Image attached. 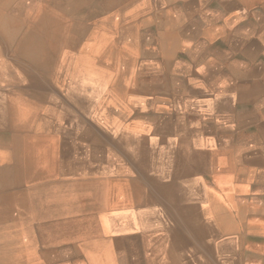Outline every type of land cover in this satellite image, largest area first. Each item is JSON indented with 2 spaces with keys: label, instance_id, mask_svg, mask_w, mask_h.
I'll return each instance as SVG.
<instances>
[{
  "label": "rangeland",
  "instance_id": "obj_1",
  "mask_svg": "<svg viewBox=\"0 0 264 264\" xmlns=\"http://www.w3.org/2000/svg\"><path fill=\"white\" fill-rule=\"evenodd\" d=\"M177 1L179 2L178 16L174 14V11L169 10L170 5ZM92 2L94 0H21L20 5L17 4V11L7 17L13 16L15 22L10 21L16 23L18 27L21 26V35L24 30L32 27L34 21H46L45 15L56 18L63 23L69 22L67 26L77 18L78 21H75L73 34L69 36L68 30L58 32L57 36L61 40L53 44L61 52L70 39H74V43L78 47L79 44L85 43L83 39L92 30L88 25L89 22L93 24L96 22L97 28H103L96 21L98 15L95 10H89ZM189 3L190 0H138V4L141 6L138 16L141 18L143 16L151 17L148 22H143V19L141 21V18L136 19L135 32L138 34V45L141 47L139 60L144 58L143 61L146 64L152 63L155 60V57L150 55L152 52L162 56L164 46L161 45L160 37L156 33V30L159 31L158 19L161 17L171 18L173 14L177 20L174 18L169 30L174 33L177 39V45L173 50L176 63L182 59L187 60L188 47L200 49L199 55L215 56L219 54L216 48L198 46L200 40H206L203 38L199 40L200 37L197 33L200 28L203 29L207 25L212 26L211 23L213 22L223 23L228 12L234 6L229 8L224 5L222 0H207L205 5L200 4V10H190ZM207 7L215 9L211 19L203 20L204 22L202 21L198 27H193L190 30V20L193 17L201 16V14L204 15ZM249 11H244L246 15L242 19L236 20L237 24L251 18ZM259 11L264 17V11L261 9ZM82 26L84 27L82 28ZM254 28L257 29L258 27L254 25ZM146 30H148V34ZM190 31L194 33L191 34ZM103 33L105 34L104 31ZM106 33L111 35L109 31ZM81 35L83 38L79 37ZM115 36L112 35L111 38ZM222 37V35H217L214 39L217 42L220 41L222 50L226 51L229 58L232 51L230 47L226 46V39ZM77 38L78 40H76ZM0 39L2 55L7 59L15 57L13 59L22 65L25 76L31 78L30 81H26V79L23 81L20 79L23 74L11 75L8 67H0V93L6 94V100L0 98V107L4 108L5 112H3L4 115L0 114V117L4 119V124L0 125V170L7 169L3 174L0 173V203L9 201L13 207L12 214L11 209L8 208L10 211H6L2 214L3 218H0V234L7 228L9 229L11 220L15 219L23 229L20 232L21 237L27 240L28 235L24 231V224L27 222L30 227L41 226V222H50L57 228L58 222L61 221L60 216H70V214L76 213L78 218L81 217L79 215V212L81 213L79 208L82 207L83 202L81 194H85L87 191L89 195L86 197L98 195L95 198H100L101 195L96 194L98 192L93 191V189H103L105 193H108L110 189L114 190L113 186L117 184L120 190L126 191V198L129 194L133 197L135 204L124 205V209L119 210V208L110 212H117L121 215L116 217V221L114 219L115 223L111 225L113 227H106L104 223H108V221L104 218L103 213H99L96 217L89 216L90 219L88 220L91 222H88L93 223V225L87 231L79 233L74 239L63 237L62 228L56 232V235H61L54 237L49 245L44 242L48 237L38 232H31V237L39 235L33 240L34 246L30 253H34L35 258L32 260L39 261L41 260L40 257L45 258L42 255H46L49 261L47 263L52 264H66L71 261H75L76 264H94V262L107 264L109 253H111L113 260L118 261L117 252L114 249H122L125 255L124 247H135L139 252L128 253V264H161L165 253L178 254L175 257V264L183 263L184 257L186 262L191 257L189 262L192 264H214L213 259L208 255V245L201 239L204 237L206 240L205 235L196 234L187 225L191 213L189 197L196 196L198 198L200 197L198 192L204 191L212 199L211 202H218V204L222 202L235 216L234 207L228 199V194L231 192L230 189L239 181L240 170L247 164L243 160L253 147L242 143L239 145L230 143V147L236 149L238 161L233 163L231 167L233 174L230 180L224 185H219L214 183L205 171L200 170L191 159L190 154L181 150L177 145V141L181 142L182 137L180 138V136L184 133L187 138H192V140L202 139L204 147L207 142H212V140L214 144L223 147L215 130L200 131L202 125L205 126L206 123L209 124L214 121L212 116H206L200 112L189 114L176 105V100L182 101L185 97L186 87H189L190 79L197 77L198 72L178 64L168 66L165 64L164 58L161 57V67L157 65L139 69V65L134 66L128 72V90L126 91L125 87V91L119 90L114 93L111 86V92H108L107 88L109 79L113 75L110 71L112 68L95 66L93 68L97 71L96 76L102 80L100 82L101 93L90 88V93L83 94L81 87L83 80L72 82L67 78L64 83L59 80L64 73H57V68L58 65L64 63L63 60L58 57L50 58L45 60L47 64H42L19 50L16 42L12 43L8 49H4L3 45L6 40L3 35H0ZM173 39L176 41L174 37ZM128 40L126 37L125 39L117 38L114 50L127 53ZM236 49L235 52L248 54L243 51L241 44ZM142 50L149 56L142 54ZM94 59L97 57L92 53H84L83 59L77 66L74 63H69L67 68L69 70H73L74 67L80 68L82 69L81 73H85L86 64L90 63L89 60ZM215 59L218 60L217 56ZM222 61L220 59L219 63H222L220 66L222 70H225L227 62ZM78 72V69L73 70L71 76L73 77ZM148 84H150L149 87L167 90L165 94L169 105L164 106V111L160 114L167 119L164 122V124L169 125L167 132L160 133L156 129L157 126L153 125L156 124L155 107L153 105L150 107L141 105L143 100L141 90L147 88L145 85ZM28 85L30 90L27 89ZM40 87L44 89H40ZM111 93L117 99H121L122 102L123 99L126 101L123 102L125 104L123 105L124 109L122 106L119 107L123 110L116 112L115 115L112 113L114 111L109 108L114 106L115 102L109 97ZM137 94H141L139 104L130 101V98ZM102 95L103 99L100 98ZM241 101H234V103L237 105ZM101 102L103 105L100 110L97 106ZM182 115L192 118H188L189 120L183 125V128H179L180 125L176 121L178 116ZM152 116L153 122L151 121ZM140 118L144 123L140 122ZM131 119L132 122L130 123H135L134 129L126 126ZM198 135L202 136L199 137ZM12 146L16 149L14 154H17V157L11 156L8 151ZM41 164L43 165L40 166ZM8 170L9 173H7ZM3 175L5 176L3 177ZM223 187L225 188L223 189ZM23 195L25 196L23 197ZM174 198L178 200L179 207L175 206ZM202 201V199H198L197 205L204 206ZM199 209L201 208L199 207ZM141 214H147L150 217L152 221L151 233L145 230V234L135 226L132 227L131 232H127L125 223L137 224ZM125 215H130L131 218L128 219ZM38 216L45 217L40 218ZM71 220L75 222L86 219L85 217L77 219L76 216H72ZM237 226H239V230H243L236 237L237 244L241 245L247 239L252 240L253 243L249 244L247 250L251 247L254 253L259 254L258 247H256L259 233H253L250 239V235L245 234L246 231L243 226H240V223ZM10 227L12 228L13 225ZM262 230H264V226ZM72 234V230H69V235ZM197 236L201 237L198 238ZM210 236L215 241L220 239L219 235L214 237L211 234ZM222 236L225 237L226 235L223 234ZM143 237L148 238L149 241ZM158 239L162 241L160 246L164 247L163 253L161 254V251L157 253L158 250H153L152 256L147 257L146 252L141 248L146 245L148 247V244H158ZM66 240L67 242H65ZM92 246L95 251L92 250ZM1 247V253L5 254L4 246L1 245ZM65 248L69 250H65ZM245 249L246 245L240 246L238 254L241 255ZM28 254L26 252L20 256L14 254V258L19 261L16 264L24 261L23 259ZM224 255L229 257L232 255V251ZM120 258L122 260L121 255ZM150 259L151 261H149Z\"/></svg>",
  "mask_w": 264,
  "mask_h": 264
},
{
  "label": "bare ground",
  "instance_id": "obj_2",
  "mask_svg": "<svg viewBox=\"0 0 264 264\" xmlns=\"http://www.w3.org/2000/svg\"><path fill=\"white\" fill-rule=\"evenodd\" d=\"M222 1L224 5H227L229 8L232 5L234 6V8L228 12L225 21H223V23L213 22L211 23L212 26L207 25L206 27H203V29L200 28L197 33V35L200 37L199 40L201 38L206 40H198L199 42L197 45L216 48L219 52V54L215 55L217 56L218 60L215 59V56L213 55H199V48V50H197L193 47L192 49L188 47L189 55L187 60L182 59L180 62L176 63L173 50L177 45V39L174 36V33L170 32L169 26H171L173 23L172 21L174 18L177 20L175 15L178 16V1L171 4L169 7V10L174 11L175 15L173 14L171 18L161 17L158 19V29L161 33L159 31L158 33L157 30L156 33L157 36L160 37L159 40L161 45L164 46V51L162 52V56H158L153 52L150 53V55L155 57V60L148 64L143 61L144 58L141 60L138 59L141 52V47L138 45L139 42L137 40L138 34L135 32L137 27L136 19L141 18L138 16L140 15L138 14V11H140L141 8V6L138 4V0H94V2L91 3V6L89 5V10H95V13L98 15L96 21L98 25H101L103 28L99 29L97 28L98 26L96 25V22L94 25L88 21V25L92 30L90 33L88 32L89 34L85 39H83L85 40V43L79 44L78 47V45L74 43V39H70L67 41L68 44H66L61 52L59 51L58 47L53 44L60 42L61 40V38L57 36L58 32H64V30H68L69 36L70 34H73V30H75L76 25L75 21L77 18L74 19L75 21H71L70 25L67 26L69 22L63 23L56 18H51L45 15L44 18H47L46 21H34L35 23H32V27L30 29L27 28V30H24L23 34L21 35V26L18 27L16 23H13L15 22L13 21V16H9V18L7 17L8 15H12L17 11V4L20 5L19 3H21V0H0V35H3L6 40L5 44H2L4 49H8L12 46V43L16 42L19 50L42 64L45 63L46 59L50 58L52 59L58 57L60 60H63L64 63L58 65L57 68V73H64L62 74L63 76H60L59 80H62L63 83L66 82L67 78L72 82H76V80H83L81 85L83 94L90 93V88L93 91L100 92V82L102 80H99L96 76L97 71L93 68L95 66L112 68L110 71H112L113 75L112 78L109 79V85L107 88L108 92H111V86L114 93L119 90L125 91V87L126 91L128 90V72L134 66L139 65V69L157 65L161 67V57L164 58L163 60L168 66L178 64L179 66H183L185 68L188 67L189 70H196L198 72V76L192 78L190 77L191 79L189 81V87H186L185 97L182 99V101L176 100V105L181 110H186L189 114H191V112H200L203 115L212 116L214 121L209 124L206 123L205 126L202 125L203 127L200 131L203 132L210 129L215 130L218 133L217 138L221 141L223 147L216 145V143L214 144L213 140L212 142H207V145L204 147L202 139L197 138L192 140V138H187L184 133L180 136V138L182 137L181 142L177 141V145H179L181 150H184L190 154L191 159L200 168V170L202 169L205 171L208 177L214 183L219 185H224L230 180L233 174L231 167L233 163L238 161V157H236L237 155L235 153L236 149L235 147L232 149L230 147V143L234 145H239L240 143L243 145H250L253 147V149L243 160V162L247 164L240 170L238 175L239 181L236 185H234V187L232 186L233 184L231 185L233 188L230 189L231 192L228 194V199L234 207L235 216L232 215V213L226 206L223 205L222 202L219 204L218 202H211L212 199L208 197V193L199 191L198 196L200 197H189V203L191 204L189 205V210L191 213L189 214L187 225L190 229L195 231L196 234L201 236L202 234L205 235L207 238L206 240L204 237H197H201L203 242L208 245V255L211 257V259H213L214 264H264V230H262L264 226V17L259 11V9L264 11V0ZM206 3L207 0H190L189 9L200 10V4L205 5ZM214 10L215 9L213 7H207L205 9L204 15L201 14V16L193 17L189 22L190 30L193 27H198L203 20H210ZM247 10H250L249 14H251V18L237 24L238 22H236V20L242 19L246 15L244 14V11ZM149 18L151 17L143 16L141 21L143 19V22H148ZM254 25L258 28H254ZM83 27L84 26H82V28ZM103 31L106 35L103 33ZM107 31H109L111 35H108L106 33ZM146 31L148 34V30ZM190 32L191 34L194 33L192 31ZM112 35L116 36L111 38ZM214 35H222V38L226 39V46L230 47V50L232 51V53L229 55V58L227 57L226 51L222 50L220 41H215ZM79 37L83 38L82 35ZM120 37L121 39H125V37L126 39H129L127 41V53L114 50L115 41ZM173 37L176 39V41H174ZM76 40H78V38ZM240 44L243 48V51L245 53L247 52L248 54L244 55L242 52L238 53L234 51L237 50L236 47H238ZM188 45L191 44L188 43ZM143 50L142 54L149 56L148 53H143ZM88 52L96 56L97 59L89 60L90 63L86 64L87 69L85 73H81L82 69L74 67L73 70L78 69L79 72L72 77L71 75L73 70H69L67 65H69V63H74V65L76 64L75 66H77L80 60L83 59L84 53ZM13 58L7 59V57H4L0 52V67L6 66L8 67L9 73H11V75L23 74L20 79L23 81L24 79H26V81H30L31 78L25 76L22 65L18 64ZM220 59H222L224 62H227V67L225 70H222L220 66V64H222L219 63ZM81 76H83V78H81ZM150 84L145 85L147 88L141 90L142 97L141 94H137L130 98V101L139 104V98L141 97L143 98L141 103L142 106L150 107L153 105L156 110L154 113L156 124L153 125L157 126L156 129L160 133H164L169 131V125L164 124L167 119L160 114L162 111H164V106L169 105L167 96L165 94L167 93V90L152 86L149 87ZM35 87L37 88L36 85ZM29 88L30 87L28 85L27 89ZM41 88L44 89L43 87H40V89ZM5 95V93H0V98L5 99ZM103 95L100 98L103 99ZM109 97L115 101L114 106L109 107L112 111H114L112 112L114 115L116 112H120L124 109L123 105L125 104L123 102H126L124 99L122 102L121 99H117L112 93L109 94ZM239 100L242 101L236 105L234 101L239 102ZM102 105L103 103L101 102L97 107L101 110ZM121 106L123 109L119 108ZM3 112L4 108L2 109L0 107V114L4 115ZM141 118L140 122L144 123L141 121ZM151 118V121L153 122V116ZM188 118L190 119L192 117H186L183 115L178 116L176 122L181 126H179V128H183V125L187 122V120H189ZM132 119L127 122L126 126L134 129L135 123H130L132 122ZM2 124H4V119L0 117V125ZM228 130L230 131L227 132ZM198 136L201 137L202 135ZM10 141L12 142V140ZM13 147L14 146H12L8 151L10 152L11 156L17 157V154H14L16 149ZM42 165L43 164L40 166ZM5 170H0V173L3 174ZM7 173H9V170ZM4 176L5 175H3V177ZM113 188L114 190L110 189L108 193H105L103 189H93V191L98 192L96 194L101 195L100 198H95L98 195H94L95 197H86V195H89L87 191L85 194H81V200L83 202L82 207L79 208L81 211V213L79 212V215L81 216L80 218L85 217L86 220L84 221L72 222V216H76L77 219H80L78 218L79 216L74 213L70 214V216H60L61 221L58 222V226L56 225L57 228H55L50 222H41V226L32 227H30L28 222L25 223L24 231L28 235V240L21 237L20 232L23 231V229H21L20 223L17 222V219L11 220L12 222L10 226L13 225V227L11 228L9 226V229L7 228L6 231L4 230V232L0 234V264H16V262L19 261L18 259L14 258V254H18V256H20L25 252L29 254L23 259L24 261H21L18 264H52L47 263L49 261L47 259L48 257L46 258V255H42L45 258L40 257L41 260L39 261L32 260L35 258V254H32V252L30 253V251H32V247L34 246L33 240L39 235L36 237H31V232H38L48 237L44 242L45 244L49 245L51 244L54 237L61 235H56V232H59L58 230L62 228L63 237L74 239L79 235V233L87 231L89 227L93 225V223H90L91 221L88 220L90 219L89 216L96 217L99 213H103L104 218L110 224L104 223V225L108 228L113 227L111 225L115 223L116 217L121 215L117 212H110L119 208V210H122L124 209V205L135 204L134 199H132L133 197L129 194L126 198V191L120 190L117 184H114ZM224 188L225 187H223V189ZM24 196L25 195H23V197ZM198 199H202V202H204L205 205H197ZM136 202L139 201L136 200ZM173 202L176 207L180 206L176 198L173 199ZM199 207L201 209H199ZM8 208L11 209L12 214L13 207L9 201L0 203L1 219L3 218L2 214H4L6 211H10ZM45 214L50 215L51 213ZM125 216L128 219L131 218L130 215ZM238 223H240V226H243L244 230L246 231L245 234L250 235V239L253 233H259L256 243L259 254L254 253L251 247L249 250H247L249 244L251 245V243H253L252 240L247 239L245 243H242L241 245L237 244L236 237L240 231H243L239 230V226H237ZM125 226L127 228V232H131L132 227L135 226L146 234L145 230H148L151 233L152 221L147 214H141L138 217L137 224L129 225L125 223ZM69 230H72L73 232L71 236L69 235ZM211 234L214 237L219 235L218 237H220V239L215 241L214 238H210ZM223 234L226 236H222ZM145 239L149 241L148 238ZM65 242H67V240ZM157 242L158 244H148V247L146 245L141 248L144 252H146L145 255L147 257L152 256L153 250H158L157 253L159 251H161V254L163 253L164 247L162 245L160 246L162 241L158 239ZM1 245L5 248V254L1 253ZM245 245V251L239 255L240 253L238 254V251L240 246L244 247ZM67 249L65 248V250ZM92 250L95 251L93 246ZM124 250L125 255L122 249H114V251L117 252L118 261L113 260L111 253H109L107 264H128V253L131 254L133 252H139L135 247H124ZM229 251H232L231 256L228 257L224 255ZM118 254L122 256V260ZM176 255L178 254L175 253L173 255L165 253L161 264H175ZM190 259L191 257L188 258L189 261ZM149 261H151V259ZM189 261L186 262L184 257L183 263L179 264H192ZM66 264L76 263L75 261H71ZM94 264L98 263L94 262Z\"/></svg>",
  "mask_w": 264,
  "mask_h": 264
}]
</instances>
